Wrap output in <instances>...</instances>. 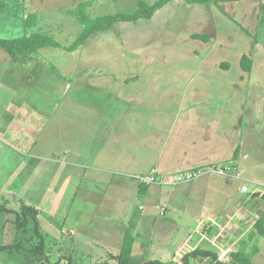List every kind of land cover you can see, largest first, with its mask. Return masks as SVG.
<instances>
[{
  "label": "crops",
  "instance_id": "obj_1",
  "mask_svg": "<svg viewBox=\"0 0 264 264\" xmlns=\"http://www.w3.org/2000/svg\"><path fill=\"white\" fill-rule=\"evenodd\" d=\"M87 1L93 0H25V3L0 0V40H15L42 29L68 48L83 32L79 21L69 11L76 10L80 3ZM263 2L241 0L198 4L206 7V18L196 21L197 27L187 37L202 52L192 53V63L186 66L189 72L185 76L167 75L166 64L170 71L175 61L163 60L159 73L142 79L130 77L129 81L134 80L130 88L127 86L130 92L119 98L102 97L92 102V108L87 102L80 101L79 105L90 108L89 111L107 110L106 115L109 113L110 116L106 120L109 118L111 122L106 123L101 132L96 127L88 128L90 134L86 138L66 147L70 158L68 165L94 172L90 178L93 183H106L101 178L106 176L111 182L116 180L128 186L129 190L137 185L141 187V178L154 173L164 183H143L148 187L145 196L153 202L156 215L163 216L169 208L167 204L161 206L163 204L159 199L165 200L168 194L174 192L168 190L172 187L185 186L181 192H186L191 187L183 181L187 173L243 163L250 155L244 149L245 132L250 130L255 137L258 134L253 122L264 77L256 70L260 54L257 51L258 38L254 40L253 35L257 33L256 28L264 25L261 23ZM27 15H36L38 25L26 29L24 21ZM216 16L219 18L217 25L221 27L223 24L220 29L215 25ZM227 18L239 21L243 29L251 30L253 35L243 32L236 24L234 27L238 30L232 29L233 22ZM195 35L207 36L209 41L195 39ZM86 45L72 53L49 47L41 50L38 56L18 57L0 46V146L7 147L5 156L0 149V162L7 156L8 161L13 154L17 156L16 168L10 166V169L18 171L22 179L28 166L24 157L35 163L45 161L49 154H53L54 150L39 151V138L49 126L53 125L56 129L54 123L61 121L55 117L56 113L72 114L66 101L54 98L61 89L66 91L68 87L70 90L78 72L82 71L81 53ZM194 57L196 62H193ZM243 57L249 59L247 70L242 67ZM69 93L66 92L63 98ZM114 114L117 117L114 118ZM84 121L87 122V118L81 123ZM72 147L80 149V152ZM37 167L42 170L38 174L48 175L45 166ZM87 174L70 171L67 178L83 182L88 178ZM175 178L181 183L174 184ZM117 184L119 190L121 187ZM138 188H134L136 195L140 194ZM176 196L174 194V200ZM47 198L42 200L46 202ZM134 201L128 205L126 202L122 217L115 216L107 225L110 228L104 230L105 238L117 239L115 253L121 248V237H124L126 227L122 233L116 229L122 227L125 220H131ZM44 202L34 203V206L41 212ZM140 208L144 210L143 206ZM217 214L211 213L208 219H213L217 225L230 223L232 217L226 221L227 216L221 218ZM139 216L141 222V213Z\"/></svg>",
  "mask_w": 264,
  "mask_h": 264
},
{
  "label": "rangeland",
  "instance_id": "obj_2",
  "mask_svg": "<svg viewBox=\"0 0 264 264\" xmlns=\"http://www.w3.org/2000/svg\"><path fill=\"white\" fill-rule=\"evenodd\" d=\"M142 1L152 6L159 0ZM138 2L139 0H93L94 6L88 11L92 17L129 15L138 10ZM205 13V6L172 0L157 10L149 20L116 23L87 40L81 53L82 71L78 72L75 82L72 81L74 83L70 85V90L68 87L66 91L61 89L54 98L66 101L72 114L68 116L66 113H56L55 117L61 119L54 123L56 129L54 130L53 125L49 126L39 138V151L54 150L53 154H49L45 161L35 163L27 156L24 157L28 165L24 179L18 171L12 172L10 169V166L14 168L17 164V156L13 154L9 161L7 156L0 162V192L2 199L9 201V207L18 210L22 199L34 206V203L44 202L42 199H46L49 192L52 193L43 203L44 210H41L39 218L41 230L47 238L48 260L41 263L22 255L0 253V264L101 262L108 258L109 252L114 254L116 246L118 247L115 237H104V230L110 228L107 225H110L115 216L122 217L125 203L128 205L134 200V209L139 215L141 213L142 218L135 232V264L151 260L174 263L197 248L215 251L220 259L228 260L233 251L239 250L240 242L248 239L254 224L264 215V82L253 122L258 134L255 137L250 130L245 132L244 149L250 152L248 158L243 163L231 164L232 172L228 177L207 174L188 183L191 187L186 192H181L185 186L168 189L174 192L168 194L165 200L159 199L163 204L161 206L167 204L169 208L166 215H156L153 202L148 201L146 196L136 195L134 188H138V185L129 190L128 186H123L116 180L111 182L106 176L101 177L106 183H93L90 178L94 172L68 165L70 158L66 147L86 138L90 134L88 128L96 127L101 132L106 123L111 122L109 118L106 120L110 116L109 113L106 115L107 110L89 111L92 102H97L102 97L119 98L127 91L130 92L127 86L130 88L134 82L129 81L130 77L142 79L149 74L159 73L163 60L175 61L170 71L166 64L167 75L185 76L189 72L186 66L192 63V53L201 54L202 50L192 40H188L187 35L197 27L196 21L201 22L206 18ZM214 19L218 29L223 27V24L221 27L217 25V16ZM221 19L223 20L220 17ZM227 19L233 22L232 29H237L234 27L236 24L243 32L253 35L251 30L245 31L239 21ZM255 31L257 33L253 36L254 40L258 38L257 51L260 54L257 58L260 60L259 68L256 70L264 77V25H260ZM63 36L66 37L65 34ZM196 60L195 58L193 62ZM66 92L70 93L63 98ZM80 101L87 102L90 108H82ZM113 117H117V114ZM84 118H87V122L81 123ZM0 149L4 153L7 147L0 146ZM73 149L80 152V149ZM38 165L45 166L49 171L48 175L38 174L42 172ZM76 170L88 173V178L83 182H79L81 179L67 178L70 171L76 174ZM139 183L143 184L141 181ZM116 184L121 187L120 191ZM77 185L81 187L78 188ZM242 187H247V192L242 191ZM173 193L177 195L175 200ZM140 206L144 207L143 211ZM211 213H218L221 218L227 216L226 221L230 217L232 219L227 225H217L213 219H208ZM13 219V215L0 216V246L9 245L14 240ZM129 222L125 220V224L116 230L122 233ZM255 245L258 246L259 253L253 257L252 264H264V238L257 236L248 240L247 250L251 253Z\"/></svg>",
  "mask_w": 264,
  "mask_h": 264
},
{
  "label": "trees",
  "instance_id": "obj_3",
  "mask_svg": "<svg viewBox=\"0 0 264 264\" xmlns=\"http://www.w3.org/2000/svg\"><path fill=\"white\" fill-rule=\"evenodd\" d=\"M25 3V0H18ZM172 0H159L154 5L149 6L142 0L138 2V10L132 15L115 14L112 16L92 17L89 13V8H92L93 1L80 3L76 10H70L71 16L77 18L83 32L77 36L74 43L70 47H64L60 42L50 34L39 32L31 35L25 34L23 37L15 40H0V46L5 48L14 57L18 56H38L41 50L53 47L65 52H77L80 47H83L87 40L97 32L106 31L114 24L120 22H137L139 20L151 19L155 12ZM189 5L192 4H210L221 1H241V0H180ZM261 23L264 24V2L261 5ZM24 25L26 29H31L38 25V17L36 15H27L25 17ZM195 39H202L209 41L207 36H194ZM249 59L243 57L242 67L247 70L246 63ZM147 186L142 184L139 190V196L146 195ZM0 192V216L3 214L13 215V225L15 230V237L11 244L0 246V253H7L9 255H22L33 259L37 262H47V238L42 232L40 226V211L33 205L21 202L19 209L9 207V201L1 200ZM139 213L134 209L129 226L127 227L121 248L117 254L110 253L107 259L97 262L95 264H135L133 260V250L136 243L135 232L139 226ZM1 231V227H0ZM264 238V215L254 224L252 231L248 235L247 240L240 242L238 251H233L228 260L220 259L215 251L197 248L183 255L178 261L169 264H252V259L259 253L258 246L255 245L250 253L248 248V240L254 237ZM143 264H168L159 260H151Z\"/></svg>",
  "mask_w": 264,
  "mask_h": 264
},
{
  "label": "built area",
  "instance_id": "obj_4",
  "mask_svg": "<svg viewBox=\"0 0 264 264\" xmlns=\"http://www.w3.org/2000/svg\"><path fill=\"white\" fill-rule=\"evenodd\" d=\"M232 172V167L228 166V167H212L208 170H196V171H191L189 173H187V175L183 178V181L186 183H190L193 181H196L204 176H206L207 174L213 175V174H217L220 176H227L230 175V173ZM141 182L145 183V184H163L164 181L161 179H157L154 173H151L150 175H147L143 178H141ZM174 184H179L181 183V180H178V178H175V180L173 181ZM248 188L244 187L243 191L247 192Z\"/></svg>",
  "mask_w": 264,
  "mask_h": 264
}]
</instances>
